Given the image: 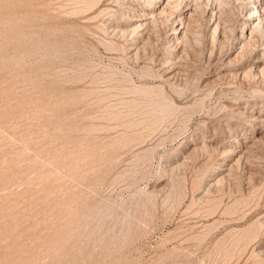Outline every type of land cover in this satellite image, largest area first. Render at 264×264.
I'll list each match as a JSON object with an SVG mask.
<instances>
[{
    "label": "rangeland",
    "instance_id": "obj_1",
    "mask_svg": "<svg viewBox=\"0 0 264 264\" xmlns=\"http://www.w3.org/2000/svg\"><path fill=\"white\" fill-rule=\"evenodd\" d=\"M85 1L0 0V264H264L253 3L179 0L185 51L162 20L133 60L110 25L139 12Z\"/></svg>",
    "mask_w": 264,
    "mask_h": 264
},
{
    "label": "bare ground",
    "instance_id": "obj_2",
    "mask_svg": "<svg viewBox=\"0 0 264 264\" xmlns=\"http://www.w3.org/2000/svg\"><path fill=\"white\" fill-rule=\"evenodd\" d=\"M85 0H83L84 2ZM88 1V0H87ZM85 1V3L87 2ZM90 1V0H89ZM94 1V0H93ZM92 1V2H93ZM125 1L126 3V7L125 9L127 10H130V11H137L139 12V14L137 15H133V14H130L128 15V13H126L125 16L124 13H121V16L122 17H125V26L122 25V26H118L117 23L116 24H112L110 25L111 27V32L115 35H119V36H123V34L126 36L128 35L129 37L125 38L127 39L125 42L126 45H123L122 46V49H124V51L126 50V54L128 57L132 58L133 60L134 59H137V57H139V52H141V49L147 45H145V40L147 39L146 38V32L152 28L151 26H153L152 24L155 23V22H158V21H161L163 20H166V22H168L170 24V32L171 34H173V37L171 39H173V42L176 43V45L178 46L179 45V51L181 52V50H183L184 48V44L186 42V39H187V34H188V29H187V25L189 22V20L191 19L190 18V15L193 13L189 12L188 9L190 8V6H187L188 3H185L184 5H182V8L178 9L177 11L175 12H171L172 10L174 11L173 8H177L175 7L176 4H177V1L179 0H123ZM192 1H196V0H192ZM210 1V0H209ZM214 1V0H213ZM252 3H253V8L249 9L248 12H247V15L245 17V19L243 20V26H245V32L242 33V31H240V33H242V35H240L239 37L240 38H244L245 41H243V43L241 45H239V50H243L244 46L246 47V44L247 41H251V39L253 38V32H258L261 27L263 26V21H264V0H250ZM82 2V0H81ZM80 0H79V3H81ZM91 2V1H90ZM119 2V1H117ZM187 2V1H186ZM96 5V0L92 3L93 5ZM214 3V2H213ZM89 4V2H88ZM88 4H86V8H88ZM91 4V3H90ZM97 4H98V1H97ZM120 4V3H119ZM143 4H146V7L144 9H140L139 7L143 6ZM190 4V3H189ZM84 6L81 4V7ZM194 6V5H193ZM81 7H79V10L77 9V11H84V8L82 9ZM85 7V6H84ZM92 6L90 5V8ZM80 8L82 10H80ZM85 8V9H86ZM89 8V9H90ZM192 8V7H191ZM88 9V10H89ZM74 10V9H72ZM87 10V9H86ZM195 10V8H194ZM104 10L102 9V12ZM107 11V9H106ZM193 11V10H192ZM75 13V10L73 11ZM86 12V11H85ZM175 13V14H174ZM100 14V13H98ZM173 15V17H171ZM168 15V18H166V16ZM192 17V16H191ZM175 21L176 24L174 26H172V23H174ZM191 21V20H190ZM184 25H181L182 23H184ZM219 22V21H218ZM216 22L215 24V27L213 28V33L215 32L216 30V27L217 25L220 23ZM161 24V23H160ZM159 26V25H158ZM163 26V25H162ZM219 26V25H218ZM155 28V26H153ZM232 27V26H230ZM161 28V27H160ZM230 29V28H229ZM152 30H155V29H152ZM107 31V30H106ZM151 31V29H150ZM156 32V31H155ZM154 33V31H153ZM112 34V35H113ZM148 34H149V31H148ZM152 34V33H150ZM179 34V35H178ZM262 34V33H261ZM213 35V34H212ZM143 36L146 38V39H142ZM117 37V36H116ZM226 37V36H225ZM228 37V36H227ZM189 39V38H188ZM216 39V37H215ZM147 41V40H146ZM148 43V42H147ZM251 43V42H250ZM110 46H115L117 49V46L118 44L115 43L113 40H109V43ZM264 44V43H263ZM222 45V44H221ZM253 45V43H252ZM248 47V46H247ZM114 48V47H112ZM118 48H121V45L119 44V47ZM245 49V48H244ZM145 51V49H144ZM178 51V52H179ZM185 51V50H183ZM240 51V52H241ZM245 51V50H244ZM258 53V61L256 62H261L262 60L264 61V59H261V55L264 54V47L261 48V52H257ZM168 56H171L172 55V52H168ZM168 56H165V57H162L165 61V63L169 62L170 60L166 59V57ZM178 57V56H177ZM143 58V57H142ZM264 58V56H263ZM131 59V60H132ZM161 59V60H163ZM166 59V60H165ZM162 63L164 64V62L162 61ZM170 63V62H169ZM174 63V62H173ZM253 68V70H256L258 72H262L264 70V65L263 66H258L257 65H254L253 64L251 65V67H249V69H246V71H252L251 69ZM170 69H166L164 70V74L167 76H170V73L169 72ZM154 72V71H153ZM152 73V72H151ZM244 74V73H243ZM264 74V73H263ZM150 75V74H149ZM154 75V74H153ZM157 75V74H156ZM259 75V74H258ZM165 77V78H166ZM129 78V77H128ZM126 79V78H125ZM151 86V85H150ZM159 87V86H158ZM157 87V88H158ZM145 88V87H143ZM136 90L139 88H135ZM142 89V88H141ZM140 89V90H141ZM153 89V88H151ZM150 89V91H152ZM155 89V87H154ZM140 90L138 91L140 93ZM157 90V89H156ZM144 91V93H147L149 91V87H146V89H142L141 92ZM150 91L148 94H150ZM155 91V90H154ZM128 92V91H127ZM141 94V93H140ZM143 94V93H142ZM152 94V93H151ZM144 95V94H143ZM154 95V94H153ZM162 97V96H161ZM135 101V100H134ZM152 105V104H151ZM151 111V110H150ZM250 118L252 120H257L258 122H253L252 123V127H254L256 125L257 129L261 130L259 131L260 134H258L257 136L260 137V135H263V128H262V124H260V120L258 117H253L252 115H250ZM251 120V121H252ZM128 121V120H127ZM132 126V125H131ZM139 126V125H138ZM126 128V127H125ZM258 133V132H257ZM134 134V133H133ZM143 140V139H142ZM204 144V143H203ZM245 145L242 144V143H238L236 144L235 147H233L231 150V152H228V155H231V154H234V153H239L238 155H240L243 151H245ZM197 147L195 146H192L190 151H194ZM198 149V148H197ZM225 150L222 151V153H224ZM227 152V151H226ZM246 152V151H245ZM244 152V153H245ZM242 153V155L244 154ZM239 160V159H238ZM221 163H219L218 165V168L217 171L219 170H228V168L230 167V164H228L226 166L227 163H225V157H222V160L220 161ZM224 176V174H223ZM211 179V178H210ZM221 175H217L216 177H214L213 179V183H218L219 181L221 182ZM158 190V189H156ZM154 190V191H156ZM152 192V191H151ZM262 251V250H261ZM259 252V251H258Z\"/></svg>",
    "mask_w": 264,
    "mask_h": 264
}]
</instances>
